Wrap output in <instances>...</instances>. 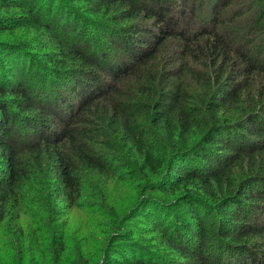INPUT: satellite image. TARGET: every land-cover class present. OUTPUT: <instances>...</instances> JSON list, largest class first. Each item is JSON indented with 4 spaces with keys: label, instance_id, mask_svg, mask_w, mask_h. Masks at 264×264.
Returning a JSON list of instances; mask_svg holds the SVG:
<instances>
[{
    "label": "trees",
    "instance_id": "trees-1",
    "mask_svg": "<svg viewBox=\"0 0 264 264\" xmlns=\"http://www.w3.org/2000/svg\"><path fill=\"white\" fill-rule=\"evenodd\" d=\"M3 240L4 264H264V0H0Z\"/></svg>",
    "mask_w": 264,
    "mask_h": 264
},
{
    "label": "rangeland",
    "instance_id": "rangeland-1",
    "mask_svg": "<svg viewBox=\"0 0 264 264\" xmlns=\"http://www.w3.org/2000/svg\"><path fill=\"white\" fill-rule=\"evenodd\" d=\"M68 219L69 224L66 233L69 238L68 243L70 250L75 251V248L79 245L83 246V244H89L90 247H95V245H97L96 241L101 239V236L99 235L101 228L99 227L105 224L103 220L96 219L90 213L79 209L72 210ZM24 227L27 232H29L27 220H24ZM9 245L10 244L4 240L0 243V264H4L7 261L8 252H6V248ZM28 247H30L29 242Z\"/></svg>",
    "mask_w": 264,
    "mask_h": 264
}]
</instances>
